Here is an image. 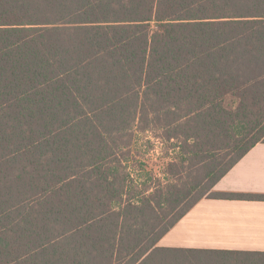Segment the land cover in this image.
I'll list each match as a JSON object with an SVG mask.
<instances>
[{
    "label": "trees",
    "instance_id": "trees-1",
    "mask_svg": "<svg viewBox=\"0 0 264 264\" xmlns=\"http://www.w3.org/2000/svg\"><path fill=\"white\" fill-rule=\"evenodd\" d=\"M258 143L264 0H0V264H150L200 200L254 198L213 189Z\"/></svg>",
    "mask_w": 264,
    "mask_h": 264
},
{
    "label": "crops",
    "instance_id": "crops-1",
    "mask_svg": "<svg viewBox=\"0 0 264 264\" xmlns=\"http://www.w3.org/2000/svg\"><path fill=\"white\" fill-rule=\"evenodd\" d=\"M157 244L150 264H253L264 253V143L255 145Z\"/></svg>",
    "mask_w": 264,
    "mask_h": 264
},
{
    "label": "rangeland",
    "instance_id": "rangeland-1",
    "mask_svg": "<svg viewBox=\"0 0 264 264\" xmlns=\"http://www.w3.org/2000/svg\"><path fill=\"white\" fill-rule=\"evenodd\" d=\"M157 135L159 134L156 132L134 135L128 164L133 177L139 184L146 183L149 186H154L155 180L165 181L164 173L168 171L167 163H170V160L165 156L167 147L156 138ZM149 262V258L145 260L142 258L136 264Z\"/></svg>",
    "mask_w": 264,
    "mask_h": 264
}]
</instances>
